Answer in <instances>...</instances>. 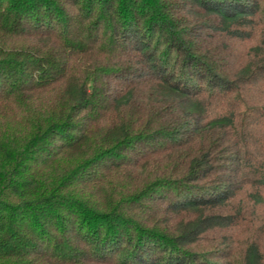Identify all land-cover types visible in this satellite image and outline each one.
Here are the masks:
<instances>
[{
    "label": "trees",
    "instance_id": "obj_1",
    "mask_svg": "<svg viewBox=\"0 0 264 264\" xmlns=\"http://www.w3.org/2000/svg\"><path fill=\"white\" fill-rule=\"evenodd\" d=\"M198 16L259 34L253 59L217 70ZM245 201L264 205V0H0V264H220L200 243Z\"/></svg>",
    "mask_w": 264,
    "mask_h": 264
},
{
    "label": "rangeland",
    "instance_id": "obj_2",
    "mask_svg": "<svg viewBox=\"0 0 264 264\" xmlns=\"http://www.w3.org/2000/svg\"><path fill=\"white\" fill-rule=\"evenodd\" d=\"M196 18L193 14H191ZM206 18V17H205ZM203 17L197 18L200 29H197L201 33H205L207 39H212L211 46L225 48V52H221L222 55L213 60V65L217 70L221 69L235 73L238 68L244 65L250 58L253 59L251 47L257 44L259 41V34L251 40H241L229 38L223 31L214 30L208 26L207 20ZM207 25V26H206ZM205 26V27H204ZM206 38V37H205ZM218 48V49H219ZM255 90H259L260 87L254 86ZM249 103L256 105L262 102V97L256 93H252L247 100ZM239 198L233 201L229 207L234 211L233 207L238 206ZM233 206V207H232ZM242 214L238 218V225L232 229L222 230V232H209L204 234L203 241L200 243L204 251H209V256H219L220 264H243L242 255L247 243L256 240L264 248V205L253 206L251 203L245 201L242 205Z\"/></svg>",
    "mask_w": 264,
    "mask_h": 264
}]
</instances>
